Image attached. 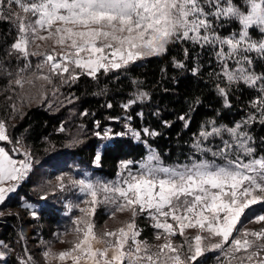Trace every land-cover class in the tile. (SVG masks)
Segmentation results:
<instances>
[{
  "label": "snow or ice",
  "instance_id": "6c2138e0",
  "mask_svg": "<svg viewBox=\"0 0 264 264\" xmlns=\"http://www.w3.org/2000/svg\"><path fill=\"white\" fill-rule=\"evenodd\" d=\"M243 2L242 9L233 0H7L9 6L15 3L25 14H12L18 21V39L12 49L25 60L31 55H42L43 61L37 68L41 71L45 66L48 68V74L39 75L37 79L51 83L52 76L57 75L65 82H74L84 73L95 78L101 69L105 72L119 70L138 60L162 56L170 44L180 41L214 50L221 65L218 75L229 86L242 82L256 92L251 102L254 111L247 119L234 127H216L213 121L210 130L202 128L199 133L194 148L220 157L221 164L215 160H193L190 164L167 167L158 155L150 152L135 173L129 170L131 161L122 163L121 168L127 175L122 171L120 179L112 184L71 180L70 183L87 197L83 203L89 206L80 211L88 219L74 221L78 240L72 248L58 254L51 250L44 252L49 264L52 260L60 264L67 261L72 264H198V258L209 250L204 241L211 238H219V242L211 244V250H224L226 256L242 251L241 264H264V228L258 231L237 228L245 210L251 222H264V209L258 211L254 207L264 205V154H257L247 131V127L257 121L264 124V73L252 70L254 61H264V0ZM3 5L4 0H0V7ZM232 21L237 22L238 31L221 36L216 25ZM250 31H259L261 38L253 39ZM43 32L47 35H42ZM36 40H54L67 51L60 53L59 59L54 50L30 51V44ZM184 51L187 55L188 49ZM69 65L73 66L71 71ZM176 67L184 65L177 62ZM76 69L83 72L77 73ZM25 82L23 77L15 80L21 88ZM217 91L227 105L228 88L217 85ZM145 98L147 93L137 96L138 100ZM134 103L136 100H131L124 107ZM180 119L185 120V117ZM187 125L185 120V127ZM126 128L127 132L117 135H130L136 140H141V131L148 136L159 135L148 128L137 130L130 125ZM224 133L230 139L223 140L222 148L217 151L202 148V140ZM96 135L101 136V133ZM102 139H112L110 130L104 132ZM0 141L11 143L2 121ZM12 152L19 153L20 149L14 147ZM22 155L23 159H14L5 147H0V205L17 191L31 171L30 153L25 151ZM100 161L98 152L94 162L99 166ZM60 181L63 191L66 187L63 177ZM101 194L103 202L114 205L113 217L117 211L127 210L133 219L97 236L90 217L101 202ZM138 214H147L153 221V227L158 230L157 240L164 237V243L156 246L155 251L139 239L141 233L135 223ZM31 215L38 218L36 211ZM186 229L198 231L189 238L185 236ZM177 233L184 238L180 245H174L171 239ZM98 244L103 247H97ZM0 247L7 246L0 244ZM5 258L6 253L0 251V261ZM20 264H32V261L21 260Z\"/></svg>",
  "mask_w": 264,
  "mask_h": 264
},
{
  "label": "trees",
  "instance_id": "16d2710c",
  "mask_svg": "<svg viewBox=\"0 0 264 264\" xmlns=\"http://www.w3.org/2000/svg\"><path fill=\"white\" fill-rule=\"evenodd\" d=\"M233 2L244 8L243 0ZM13 8L18 6L15 3L9 6L7 0L0 7V64L13 61L10 50L18 33L12 23ZM238 27L237 22L232 21L223 25L219 32L229 34L237 31ZM252 33L256 38L261 37L259 31ZM185 49H188L187 55ZM177 62L184 67H176ZM194 69L198 71L194 72ZM252 70L264 73V61H254ZM220 72L221 66L214 50L177 41L170 44L162 56L145 58L119 70L105 72L101 69L95 78L84 73L74 82L68 80L62 86L71 99L68 105H46L49 94L44 102L33 103L34 99L28 97L23 88H17L9 80L1 83L0 121L6 126L11 143L24 146L37 164L16 193L0 205V209H12L8 214L0 215V241L7 246L1 247V251L6 253L5 264H20L26 247L39 264H44L41 263L44 244L65 240L72 246L78 240L74 221L84 219L80 208L87 207L83 203L87 197H82L70 181L80 179L74 170L77 156L86 163L94 161L101 143L97 132L110 129L114 137L104 145L100 164L93 172L112 179L117 176L123 161L141 160L150 147L156 149L167 164L187 162L196 154L194 142L206 124L215 121L233 126L253 112L251 102L256 97L255 90L242 82L229 86L218 75ZM217 85L228 88L227 105L218 93ZM139 93H147V98L138 100ZM131 100H136V103L125 108L124 105ZM70 109H75V119L79 118L86 125L81 141L75 144L71 143L72 134L67 130ZM181 116L188 121L187 127ZM126 125L137 130L148 128L159 135L148 136L141 131V140L130 135H117L127 132ZM249 130L257 154H264V124L257 121L250 125ZM11 143L0 141V145L14 154ZM61 177L66 185L63 191L60 190ZM44 196L47 199H42ZM26 202L38 205V218H33L32 209L25 205ZM114 210V205L103 201L96 205L92 220L96 223L97 235L108 231L106 227ZM137 223L141 227L142 240L155 251L160 244L155 239L158 230L153 227V221L141 215ZM104 226L105 230L102 229ZM183 239L179 235L175 238L179 245ZM215 252L206 251L198 258V264L220 262Z\"/></svg>",
  "mask_w": 264,
  "mask_h": 264
},
{
  "label": "rangeland",
  "instance_id": "374dc122",
  "mask_svg": "<svg viewBox=\"0 0 264 264\" xmlns=\"http://www.w3.org/2000/svg\"><path fill=\"white\" fill-rule=\"evenodd\" d=\"M13 13H17V14H19L21 16L25 15L23 13V11L19 7L18 8H13L12 9V14ZM11 17L13 18V22H12L13 23V27H14L15 31L18 32V28H17L18 21L15 20V17L13 15H11ZM226 23H229V22H222V26L225 25ZM222 26L216 25L217 31H218V33L221 36H228V35H230L232 33L231 32L229 34H221L219 32V30L221 29ZM41 34L42 35H47L46 32H43ZM250 35L255 40H259L261 38V37L260 38H256L253 35L252 31H250ZM17 39H18V33H17L16 40ZM52 50H54L58 54V56H57L58 59H59V54L60 53L67 51V49L65 47L56 45L54 40H47V41L36 40L34 44H30V51H33V52L47 53V52H50ZM82 55H84V54H82ZM10 59H12L13 61L5 63V64L4 63L0 64V84L4 83L7 80H9L14 85H16L17 88H20V86L15 83V80L17 78L23 77V79L26 82L24 83L22 88L26 91V94H27L28 97L34 99V100H32L33 103H42V102H44L45 101V97L48 94L50 96L47 99V104L46 105H52V104H55V103L56 104L59 103V104H63V105H68L71 102L69 93L65 89H63V87H62L64 85H66L67 82H65V80L62 79L60 76L53 75L51 83H48L47 81L42 80V79H37V76H39V75L48 74L47 66H45V68L42 71L37 68V65L41 64L42 61H43V56L42 55H31V56L28 57L27 60H25L11 48V50H10ZM232 66H233V64H230V67H232ZM72 67L73 66L69 65L70 71L72 70ZM20 69H25V71L24 72H20ZM75 71L77 73L83 72V70H81V69H76ZM67 75H68L67 73L64 74L65 77H67ZM27 81H32V83H28ZM50 88L52 90H50ZM49 90H50V92H49ZM69 114H70V120L68 122L67 130L71 131V134H72L71 143L75 144L76 141H81V136L85 132V126L86 125H83V123L80 122L79 118L75 119V117H74L75 114H76L75 109H70L69 110ZM247 117L248 116H245L243 119H240L239 121H237V123L242 121V120L247 119ZM211 122H213V121H211ZM235 125L231 126V125H226V124H223V123L215 122V126L216 127H222V126L234 127ZM211 127H212V124L208 123L203 128H207L208 130H210ZM249 127H247V131H248L249 135L252 137L251 145L254 147L253 136H252V133L249 130ZM109 130H107V131H109ZM110 133H111L112 139H113L114 134H112L111 130H110ZM103 134H104V132L101 133V136H100L101 137V143L99 144L98 150H97L100 154L102 153L104 145H106V144H108V143H110L112 141V139H110V140L102 139ZM6 135L8 136L7 131H6ZM198 137H199V135L197 136L196 140L198 139ZM229 139L230 138L227 135V133H224L223 136H213V137H209L208 140H202L201 141V146L204 149H209L210 148L212 151H217L219 148L223 147V140H229ZM196 140H195L194 144L196 143ZM11 146H13V148L16 147V148L20 149L19 153H14L13 152L14 154L18 155V157L14 156V154L9 152V154L12 155L14 159H23L24 157H23L22 153L25 152V151L29 153V151L24 146H21V145L15 146L12 143H11ZM0 147H4V146L0 145ZM5 149H6V147H5ZM194 150H195L196 154L191 156L189 161L182 162V163L167 164V163H165L162 160V158L160 157V155L158 154L156 149L150 147L148 154L144 158H142L141 160H138V161L126 160V161H123L122 163L131 161L132 163L129 166V170L132 171L133 173H135V172H137L139 170L140 165L142 163L146 162V157L149 155L150 152L158 155L160 162H162V164L164 166H167V167H176V166H179V165L190 164V163H192L193 160H196V161H199V160H209V161L215 160V162L217 164L223 163V161H222V159L220 157H213L211 152H201V151H198L196 148H194ZM81 159H83V158H80V156H77L76 161L74 162L75 173L80 175V179H84L86 181H91L93 183H108V184H112V183H114V182H116V181H118L120 179V173L122 171L124 172L125 176L127 175V171L123 170L121 168V166H120V170H119V172H118V174H117V176L115 178L111 179V178L105 177L103 175H100V174H97V173L93 172V169L97 166L94 161L92 162V164H90V163H86V162L82 161ZM31 162H32V168H31V170H32L33 167L35 169L37 164H35V161L32 160V157H31ZM122 163H121V165H122ZM48 169H51V168H48ZM31 172L32 171H30L29 174H31ZM45 173H43V174H45ZM48 173H50V172H48ZM29 174H28V176H29ZM45 175H47V173ZM15 193H12L11 195H14ZM81 195H82V197H85L83 194H81ZM99 200L101 202L103 201V194H101L99 196ZM106 203L113 205L112 203H109V202H106ZM33 204H36V203H29V202L25 203V205L26 206L28 205L32 209V211H36L37 212L38 205L36 206V205H33ZM66 204L69 205V201H66ZM85 206L88 207L89 205L85 204ZM254 207L258 211L264 209V205H256ZM11 210L12 209H8V208L4 209V208H2V209H0V215H3L5 213L8 214V213L11 212ZM141 215H145V217H148L147 214H138L135 217V223H136L138 229L140 230V233H141V227L137 223V218L141 217ZM92 218H93V216H91L90 219H91L92 223L95 225V228H96V223H94ZM84 219H88V217H84ZM132 219H133V217H132V213L130 211H127V210L122 211L121 213L115 214V217L112 216V217L109 218L110 224L106 227V230H108V231L116 230V229L124 226L127 222L131 221ZM169 222H171V221H169ZM95 228H94V231L96 233V229ZM237 228L240 229L241 231H243V230L258 231L261 228H264V222H259V223L251 222V217H249V215H248V210H245V214L241 216V220L237 224ZM102 229L105 230V226L102 227ZM197 231H198L197 229H186L185 230V236L189 235V236L194 237L197 234ZM178 235L179 234L177 233L176 236L171 237L172 242H173L174 245H179L176 242V240H175V238ZM202 235L206 236L207 233H203ZM233 235L236 236L237 233L234 232ZM97 236H99V235H97ZM24 239L27 241L25 233H24ZM139 239L142 240L141 234H140ZM158 241H159V244L164 243V237L161 236V238ZM216 242H219V238H211L209 240H205L204 244L206 246L210 247L211 244L216 243ZM2 243L3 242L0 241V244H2ZM230 243H231V241H229V244ZM98 245H102V244H98ZM72 247H73V245L71 246L69 244V242L65 241V240L58 241V242H56L54 244H49V245L44 244V249L42 251L44 259L41 260V263L49 264V261L44 256V252L45 251L51 250L52 253L58 254L59 252L68 250V249H70ZM227 248H228V245H225V249H227ZM155 249H156V247H155ZM209 250H211V248H209ZM0 251H1V247H0ZM211 251H216L217 252V256L220 258V262L218 261L219 264H241L240 257H242L244 255V253L242 251L238 252V253L230 254L228 256H226L225 255V251L221 250V249H216V250H211ZM21 259L22 260L31 259L32 264H39V262H37L35 260L34 254L31 252V250L28 247H26L24 249L23 256H22ZM0 264H5V261H2ZM51 264H60V262L58 260H52ZM66 264H72V262L71 261H67Z\"/></svg>",
  "mask_w": 264,
  "mask_h": 264
},
{
  "label": "crops",
  "instance_id": "0c3cea01",
  "mask_svg": "<svg viewBox=\"0 0 264 264\" xmlns=\"http://www.w3.org/2000/svg\"><path fill=\"white\" fill-rule=\"evenodd\" d=\"M6 150V149H5ZM97 247H103V245H97Z\"/></svg>",
  "mask_w": 264,
  "mask_h": 264
}]
</instances>
